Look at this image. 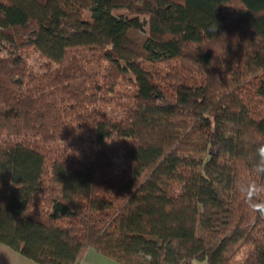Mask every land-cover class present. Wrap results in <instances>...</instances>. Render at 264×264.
I'll return each instance as SVG.
<instances>
[{
  "label": "trees",
  "instance_id": "trees-1",
  "mask_svg": "<svg viewBox=\"0 0 264 264\" xmlns=\"http://www.w3.org/2000/svg\"><path fill=\"white\" fill-rule=\"evenodd\" d=\"M261 143L264 0H0L1 245L264 264Z\"/></svg>",
  "mask_w": 264,
  "mask_h": 264
},
{
  "label": "clouds",
  "instance_id": "clouds-1",
  "mask_svg": "<svg viewBox=\"0 0 264 264\" xmlns=\"http://www.w3.org/2000/svg\"><path fill=\"white\" fill-rule=\"evenodd\" d=\"M256 157L254 172L258 177H264V143L256 148ZM235 186L248 206L254 212L264 216V200L260 199L264 195V184L257 183L256 180H238ZM0 257L6 261V264H16V254L12 253L6 245L0 246Z\"/></svg>",
  "mask_w": 264,
  "mask_h": 264
},
{
  "label": "crops",
  "instance_id": "crops-1",
  "mask_svg": "<svg viewBox=\"0 0 264 264\" xmlns=\"http://www.w3.org/2000/svg\"><path fill=\"white\" fill-rule=\"evenodd\" d=\"M0 246H4V245L0 244ZM8 249H10L12 253L16 254V264H38L28 258L23 257L22 255L15 252L11 248L8 247ZM0 264H6V261H4L2 257H0ZM77 264H120V263L96 252L94 249H91V251H89L88 249L85 251L82 259Z\"/></svg>",
  "mask_w": 264,
  "mask_h": 264
},
{
  "label": "rangeland",
  "instance_id": "rangeland-1",
  "mask_svg": "<svg viewBox=\"0 0 264 264\" xmlns=\"http://www.w3.org/2000/svg\"><path fill=\"white\" fill-rule=\"evenodd\" d=\"M36 55H32L31 59H30V63L32 65L39 67V65L41 64V61H39V59H37ZM37 61V62H36ZM108 112V108L105 109ZM116 167L119 171H121L122 169H126L127 165L124 163L122 158H116ZM194 264H208L206 260L203 261H194Z\"/></svg>",
  "mask_w": 264,
  "mask_h": 264
}]
</instances>
